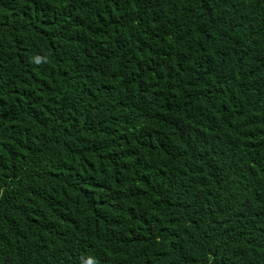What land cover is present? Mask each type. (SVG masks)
<instances>
[{"label":"trees","instance_id":"16d2710c","mask_svg":"<svg viewBox=\"0 0 264 264\" xmlns=\"http://www.w3.org/2000/svg\"><path fill=\"white\" fill-rule=\"evenodd\" d=\"M0 264H264V0H0Z\"/></svg>","mask_w":264,"mask_h":264}]
</instances>
